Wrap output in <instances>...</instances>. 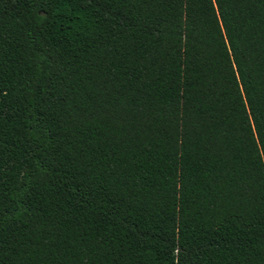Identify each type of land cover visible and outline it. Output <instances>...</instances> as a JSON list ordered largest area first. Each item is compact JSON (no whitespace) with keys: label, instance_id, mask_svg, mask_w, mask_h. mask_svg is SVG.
<instances>
[{"label":"trees","instance_id":"obj_1","mask_svg":"<svg viewBox=\"0 0 264 264\" xmlns=\"http://www.w3.org/2000/svg\"><path fill=\"white\" fill-rule=\"evenodd\" d=\"M0 264H264V0H0Z\"/></svg>","mask_w":264,"mask_h":264}]
</instances>
